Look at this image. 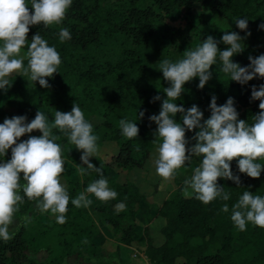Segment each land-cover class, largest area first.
<instances>
[{
    "label": "trees",
    "instance_id": "obj_1",
    "mask_svg": "<svg viewBox=\"0 0 264 264\" xmlns=\"http://www.w3.org/2000/svg\"><path fill=\"white\" fill-rule=\"evenodd\" d=\"M27 2L31 9V0ZM194 3L201 5L200 14L207 12L228 19L231 23L229 31L240 35L246 31L239 29L234 19L247 18L249 26L264 12V0H72L60 25L48 28L31 25L28 34L30 42L31 37L40 32L60 53L62 63L58 72L47 78L51 87L44 88L38 81L28 85L27 78L17 72L8 78L12 86L6 91V103L17 115H25L31 122L38 107L43 108L48 120H53L56 110L69 112L76 102L87 120L90 121L92 114L102 118L90 122L94 134L99 137L98 145L114 141L118 146L112 156L116 168L142 167L150 151L158 146L152 142L157 125L148 117L159 114L162 101L153 102V97L166 98L162 90L169 83L152 90H147L145 85L162 74L158 70L162 58L175 62L183 57L190 45V40L187 42L191 28L189 21L184 27H174L165 21L164 14L177 7L191 13ZM62 27L71 34V39L63 43L59 40ZM198 38L203 42V37ZM218 46L221 50L226 48L221 43ZM23 49L27 51L26 47ZM248 57L243 51L234 54L233 61L247 66L250 63ZM24 63L26 66L27 60ZM211 71L212 78L203 89L198 87L199 77L187 82L176 103L185 108L198 105L207 119L211 114L209 105L213 95L217 97L218 105L233 97L239 118L251 122L250 117L260 111L259 101L251 99V89L253 85L264 84V78H254L241 85L221 71L219 60ZM139 111L145 112L141 119ZM122 118L136 121L139 136L129 140L122 135L119 128ZM175 119L180 120L181 114L178 113ZM54 131L61 137L57 143L61 144L66 161L65 172L61 175L66 180L70 197L75 198L98 173L82 175L78 172L77 166L87 167L79 160L80 150ZM193 135V131L186 133L188 146L195 143L191 140ZM135 145H139V151L134 150ZM4 159H11V149L6 157H0V163ZM90 160L97 167L102 164L104 174L110 168L99 154ZM68 162H72L74 176L67 167ZM232 169L241 177L240 186L224 178L218 181L230 193L228 201L217 199L205 205L194 196L186 197L183 194L184 180L176 181L171 193L156 206L148 219L150 221L155 216L163 219L159 227L163 240L159 244L153 243L146 227L140 236L134 234L132 222L144 195L131 180L108 179L111 189L118 195L114 200L102 201L92 211L87 207L77 208L70 201L66 222L62 224L49 221L42 224L34 218L31 214L41 211L21 190L24 202L16 214L25 215L27 222L20 225L10 240L0 238V264H63L66 256L72 253L86 260L98 258L103 249L93 238L104 225H109L115 235L118 243L113 253L119 256L122 252L126 254V247L133 240L144 236L143 253L152 264H264V228L249 223L245 231H240L230 218L232 205L244 191L264 196V172L259 178L239 173L236 160L232 161ZM24 183L21 179V184ZM119 202L125 205V209L117 212L114 204ZM224 203L229 205L227 213L220 210ZM123 220L128 221L125 226ZM27 248L33 251L45 249L47 256L36 260L27 255Z\"/></svg>",
    "mask_w": 264,
    "mask_h": 264
},
{
    "label": "clouds",
    "instance_id": "obj_2",
    "mask_svg": "<svg viewBox=\"0 0 264 264\" xmlns=\"http://www.w3.org/2000/svg\"><path fill=\"white\" fill-rule=\"evenodd\" d=\"M30 5L31 9L27 0H0V90L5 92L12 86L8 77L14 72H20L28 82L38 81L40 86L50 88L47 78L54 77L62 63L56 47L50 46L40 32L34 34L30 42L28 34L31 25H43L45 28L60 25L72 0H31ZM233 21L239 29L246 31L247 36L251 35L247 31V18ZM258 27L264 29V22ZM69 39L70 31L60 28V42ZM245 39L246 36H241L239 32L224 30L221 40L228 47L223 50L218 46L220 41L208 35L195 48H187L181 59L173 62L162 58L159 61L158 70L169 86L162 90L166 98L160 95L153 97V102L162 101L159 114L148 117L157 125L152 140L158 145V157L154 160L156 173L169 180L193 156L201 157L190 178L184 180L183 193L186 197L194 196L205 205L217 199H230V193L218 182L219 178L241 185L240 175L232 169L233 160H236L239 173L251 178H259L264 172V163L261 162L264 161V84L252 86L251 99L259 101L260 111L250 117L251 122L239 118L233 97L218 105L217 97L213 95L209 105L211 114L207 119L198 105L185 108L176 101L182 97L185 84L196 77H199L198 87L203 89L212 78L211 69L217 65V60L220 61L221 71L228 74L231 81L241 85L254 78H264V54L249 55L247 66L233 61L234 54L245 50ZM25 47L26 53L21 54V49ZM178 113L181 114L180 120L175 119ZM53 115L51 124L40 109L31 122L25 115H15L0 123V157H6L11 149V159L0 163V238L4 241L13 237L10 228L14 224L17 230L20 227L16 224L15 214L19 212L24 196L35 201L41 212L50 211L56 215L57 222L62 224L66 222L70 201L77 208L89 207L92 204L87 195L89 193L105 202L116 199L118 195L109 187L102 164L97 167L90 160L91 157H98L99 137L94 134L93 124L85 118L80 105L74 102L71 111L56 110ZM144 115V111H139V119ZM119 128L129 140L139 136L136 121L122 118ZM34 130L42 134L29 135L20 141L19 138ZM54 130L82 151L80 159L87 167L77 166V171L82 175L96 172L100 176L75 198L70 197L60 179L65 172L66 161L61 144L57 143L61 137ZM188 131L194 132L191 140L195 143L191 147H188ZM134 150L139 151V145H135ZM21 179L24 184H21ZM21 190L24 196L20 194ZM124 209L123 203L116 205L117 212ZM220 210L229 212V205L222 204ZM230 218L240 231H245L249 223L264 228V196L244 191L232 205ZM26 222L27 218H24L23 223Z\"/></svg>",
    "mask_w": 264,
    "mask_h": 264
},
{
    "label": "rangeland",
    "instance_id": "obj_3",
    "mask_svg": "<svg viewBox=\"0 0 264 264\" xmlns=\"http://www.w3.org/2000/svg\"><path fill=\"white\" fill-rule=\"evenodd\" d=\"M201 13V5L198 3H194L191 6V13H187L184 8H173L169 12L164 14L165 21L174 27H184L186 26L187 21L191 25L189 30L188 40H190L189 48H195L198 44H201L202 41L198 37L207 38L208 35H212L216 40L220 41L221 44H224L221 40L222 35L225 31H229L231 27V23L228 19L221 18L217 15H213L211 13ZM264 22V12L261 13L256 19H253L250 25L248 26L247 31L251 32L250 36H247L246 33L241 36H246L244 41L245 54L247 56H259L260 54H264V29H260L258 26ZM186 44V43H185ZM225 45V44H224ZM187 47V46H186ZM185 47V48H186ZM228 45H226V48ZM26 53V51L22 48L21 54ZM15 73L11 74L8 78H11ZM27 84H33V82H28ZM168 84L166 80L163 79V74H159L157 78L153 81H148L145 85L147 90L157 89L160 86H164ZM45 114V113H44ZM17 115L14 109L6 103V93L4 90H0V123H3L5 118H11L12 116ZM101 117L97 115H91V122L101 121ZM29 122V118H27ZM39 130H34L31 134H25L23 137L19 138L20 141L27 139L29 135H38ZM157 147H154L149 156L142 167L132 168L130 170H121L116 168L115 164L112 161V156L118 150V146L113 142H103V144L98 145L99 151L98 154L110 165V168L107 172H112L113 177L122 179V180H131L134 183V187L142 193L145 198L150 203H159L161 200L168 196L173 188L175 187L176 181L185 180L186 178H190L192 174V169L199 165L201 157L193 156L191 161L183 166L181 169L177 170V174L169 179L164 180L162 177L157 175L156 168L154 164V160L158 157ZM191 147V146H188ZM80 155H82V151L80 150ZM82 162V161H81ZM264 163V161H261ZM67 167L72 174L75 175L73 171L72 162L67 163ZM106 172V173H107ZM105 178L108 177V174L104 175ZM62 184L66 186V180L61 175L60 177ZM99 179V178H98ZM96 180V179H94ZM93 180V181H94ZM184 194V193H183ZM89 199H93V194H87ZM143 201V200H142ZM119 203L115 204L116 205ZM155 205V204H154ZM94 204H91L87 207L88 210L92 211ZM156 208V205H155ZM154 208V210H155ZM153 210V211H154ZM154 212H152L153 215ZM34 218H37L44 224L46 221L51 223H57L56 215L49 212H38L37 210L31 214ZM159 216L153 217V221L149 224V232L150 236L153 240L154 244H159L163 240V235L159 231V225L162 223L160 219L156 218ZM24 218H27L25 215H17L15 214L16 224L22 225ZM150 216L148 217V219ZM128 223L127 220L122 221V225H126ZM133 227H136L134 231H140L141 226L137 223L132 222ZM17 230L16 225L14 224L12 228H10V232H15ZM142 232L140 231V234ZM138 236L136 233H134ZM143 236V235H142ZM93 238L96 242H101V247L103 249V253L98 258H92L90 260H86L82 257H79L76 253H72L66 256L63 264H152L148 257L143 253V249L145 247L144 236L140 238V240H133L132 244L126 247V254L124 252L119 256L113 251L116 248L117 240L115 239V235L112 233V229L109 225L100 226L99 232ZM143 240V241H142ZM134 248H133V247ZM26 253L29 257H33L36 260H42L47 256V250L39 249L38 251H33L30 248H27ZM123 257V258H120Z\"/></svg>",
    "mask_w": 264,
    "mask_h": 264
},
{
    "label": "crops",
    "instance_id": "obj_4",
    "mask_svg": "<svg viewBox=\"0 0 264 264\" xmlns=\"http://www.w3.org/2000/svg\"><path fill=\"white\" fill-rule=\"evenodd\" d=\"M5 92V91H4ZM6 93V92H5ZM9 106V105H8ZM40 109V111H44L43 110V108L42 107H38L37 108V111ZM15 111V110H14ZM48 122H49V124H51L52 122H53V120H48ZM38 135H40V133H38ZM105 142H113V143H115L114 141H105ZM116 144V143H115ZM81 156V155H80ZM106 174H108V177L106 178L107 180L108 179H110V178H112L113 177V173L112 172H107ZM106 174H104V175H106ZM98 178H100V176H99V174L98 175H96L95 177H94V179H98ZM116 180H118V181H121V182H123L124 180H122V179H119V178H116ZM109 187H110V185H109ZM111 188V187H110ZM93 197V199H92V204H94V206H93V208H95L97 205H99L102 201L101 200H99V199H97L95 196H92ZM167 197V196H166ZM165 198V197H164ZM163 198V199H164ZM162 199V200H163ZM143 200V201H142ZM161 200V201H162ZM151 202V201H150ZM150 202H148L147 200H145V198H142L141 200H140V203H139V209H138V211H137V213H136V215H135V219H134V223H137L138 225H140L141 226V228H140V231L143 233V228L144 227H146L147 229H148V233H149V235H151L150 234V232H149V224H150V222L151 221H153V219H151L150 221H148V217L149 216H151L152 215V212H154L153 210H154V208H155V205L157 206V205H159L161 202H159V203H156V202H154V203H150ZM120 203V202H119ZM116 204V203H115ZM115 204H114V208L116 209V207H115ZM155 204V205H154ZM90 211V210H89ZM156 218H161V217H156ZM161 221H162V223H163V219H160ZM162 223L158 226V227H160L161 225H162ZM104 226H107V225H104ZM137 227V226H136ZM136 227H134V229L136 228ZM140 231H134V233H136L137 235H141L140 234ZM95 238V237H94ZM95 241V240H94ZM96 242V241H95ZM96 243H101V242H96ZM118 243V242H117ZM117 245V244H116ZM100 246H101V244H100ZM127 246V245H126ZM129 246V245H128ZM133 247V246H132ZM134 248V247H133Z\"/></svg>",
    "mask_w": 264,
    "mask_h": 264
}]
</instances>
